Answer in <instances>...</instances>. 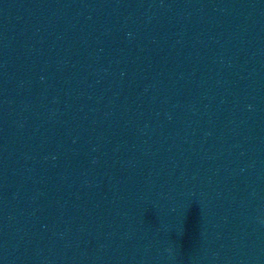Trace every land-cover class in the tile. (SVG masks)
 I'll list each match as a JSON object with an SVG mask.
<instances>
[{
  "label": "clouds",
  "instance_id": "9594fccd",
  "mask_svg": "<svg viewBox=\"0 0 264 264\" xmlns=\"http://www.w3.org/2000/svg\"><path fill=\"white\" fill-rule=\"evenodd\" d=\"M261 223L264 224V219L261 220Z\"/></svg>",
  "mask_w": 264,
  "mask_h": 264
}]
</instances>
